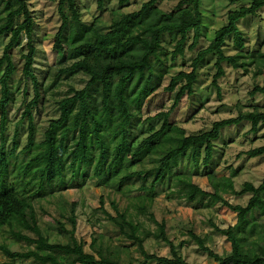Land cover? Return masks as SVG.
Masks as SVG:
<instances>
[{
	"label": "trees",
	"instance_id": "obj_1",
	"mask_svg": "<svg viewBox=\"0 0 264 264\" xmlns=\"http://www.w3.org/2000/svg\"><path fill=\"white\" fill-rule=\"evenodd\" d=\"M58 3L62 19L56 35L54 50L62 51L65 60L58 65L56 80L82 75L88 78L81 90L70 89V97L58 102L60 116L51 120L43 139L37 141V128L33 109L42 101V85L34 72L37 48L34 43L35 20L27 0H0V37L10 36V42L0 59V232H9L18 241H25L30 247L27 252H13L0 245V252L7 264L33 260L38 264H190L181 255L174 241L168 236L165 221L159 222L150 209L139 207L138 215L148 216L155 231L147 230L145 222L136 220L128 205L121 206L118 196L123 189L144 176L154 177L152 188L166 179H176V191L190 204L221 203L236 214L238 223L227 229L213 224L216 232L231 244V251L219 255L206 246L205 239L190 231L191 238L200 249L218 264H264V227L256 236L248 237L240 232L239 226L256 212L264 215V180L259 186L246 183L241 195H251L246 207L233 205L216 191L207 192L194 182V173L174 171L183 158L193 160L195 167L200 161L205 166L215 156V144L222 132L244 122L251 124V132L257 134L264 126V111L242 113L236 118L217 121L211 130L187 135L178 124L171 122L173 111L185 96L194 94L195 84L201 66L209 56H215L217 73L213 84L220 91L218 81L225 76L224 63L234 67H247L258 63L264 68V53L253 56L251 64L239 63L245 48L244 35L239 23L247 17H256L264 9V0H227L230 4L246 3L238 10L230 11L227 24L220 28L208 48L199 51L192 63V72H181L172 77L166 89L173 92L184 81L168 112L159 113L162 126L147 137L133 135L132 130L142 115V108L148 98L157 90V77L153 59L161 53L165 35L180 36L174 56L184 54V48L191 32L194 50L201 37L204 16L201 0H181L175 10L165 17L153 13L157 4L166 0H150L137 12L112 13L109 25L103 26L102 16L92 24L83 21L78 0H52ZM108 0H96L101 13L107 12ZM122 6L130 0H120ZM23 18L21 24H17ZM67 34V35H66ZM27 38L28 53L24 56V76L34 87V98L26 103L22 120L28 121L26 146L18 152L19 130L13 145L6 150V133L9 130V106L14 102L10 80L16 72L11 51L20 44L22 36ZM230 38L238 50L235 56H227L225 46ZM264 96V87L257 85L250 93ZM76 109V110H75ZM250 158L264 157V146L247 152ZM153 167V171L147 170ZM14 178L13 182L10 180ZM95 179L99 186L109 189L110 203L114 213L105 208V197H100V208L114 230L126 243L135 246L143 261H136L128 245H114L104 234L92 233L91 252L85 250L83 241L76 237L78 203L73 202L68 214L61 210L55 220L66 243L50 242L40 225L39 214L34 201L45 194L56 191L81 190L88 179ZM20 183V186L17 184ZM97 185V186H98ZM142 190H147L142 188ZM120 197L123 198L121 194ZM197 209V205L193 207ZM64 220L70 223L68 229ZM99 222V220H97ZM31 233L33 236L26 234ZM154 236L170 247L171 257H160L146 250L145 242ZM184 246L182 243L181 247ZM127 255L129 261H125Z\"/></svg>",
	"mask_w": 264,
	"mask_h": 264
},
{
	"label": "rangeland",
	"instance_id": "obj_2",
	"mask_svg": "<svg viewBox=\"0 0 264 264\" xmlns=\"http://www.w3.org/2000/svg\"><path fill=\"white\" fill-rule=\"evenodd\" d=\"M120 0H108L107 12L101 13L97 8L96 0H78L83 13V21L92 24L102 16L103 26L109 25L112 13L128 14L139 11L150 0H130L128 5L122 6ZM181 0H166L157 4L153 13L165 17L175 10ZM35 20L34 43L37 48L34 72L42 85V101L33 109V116L37 128V141L43 139L44 132L51 120L58 119L60 112L58 102L69 95L70 89L81 90L85 88L88 78L82 75L58 79L54 75L58 65L65 60L62 51H55L56 35L61 27L62 19L58 11V3L52 0H27ZM246 3L230 4L227 0H201V11L204 16L201 37L198 46L191 50L194 42V33L189 35L184 48V54L174 56L180 36L165 35L161 46V53L153 59L156 72L154 83L158 84L156 92L146 100L142 115L132 130L133 135L147 137L162 126V120L156 116L161 112H168L175 100V96L185 83L180 82L173 92L166 89L170 86L172 77L181 72H192V63L199 51L206 49L214 41L216 32L227 24L230 11L238 10ZM23 18L17 21L21 24ZM240 30L244 35L245 48L242 51L239 63L251 64L253 56L258 52L264 53V9L256 17H247L240 23ZM67 35V34H66ZM10 42V36L0 37V59L4 49ZM227 56H235L238 50L233 38L225 46ZM28 53L27 38L22 36L20 44L11 51L16 72L10 80L11 95L14 102L9 106V130L6 133V150L13 145L16 131L19 130L20 152L27 144L28 121L22 120L26 103L34 98V87L30 80L24 76V56ZM215 56H209L201 66L198 80L195 84L194 94L185 96L179 106L171 115V122L185 131L187 135L197 134L211 130L217 121L236 118L240 114L248 113L256 108L264 111V96L258 94L251 96L257 85L264 87V68L258 63L247 67H234L224 63L225 76L219 79L220 91L214 86L213 81L217 73ZM3 71L0 72V78ZM1 98V86H0ZM76 110V109H75ZM1 120V114H0ZM2 137L0 133V147ZM215 156L207 166L200 161L195 167L193 160L186 157L180 161L175 173L191 172L196 168L198 176L194 182L207 192H218L224 200L233 205L246 207L251 195H241L240 192L246 183L259 186L264 180V157L250 158L247 152L264 146V126L255 134L251 132V124L244 122L239 126L226 128L215 144ZM147 170L153 171V167ZM12 182L14 178L10 179ZM154 177L144 176L127 185L118 196L121 206L128 205L134 212L136 220L145 222V228L155 231L156 226L151 223L148 216L138 215V208L150 209L156 219L165 221L168 236L174 241L183 258L190 264H218L214 259L205 254L197 243L191 238L190 231L205 239L206 246L219 255H226L231 251L229 241L216 232L213 224L221 229H227L238 223L236 214L221 203L211 204L207 199L203 204L197 203L193 207L183 196L176 191V179H166L164 183L152 188ZM20 186V183L17 184ZM95 179H88L81 190L56 191L54 194H45L41 199L34 201L39 214L40 225L45 234H49L50 242L66 243L68 238L61 233L55 220L59 219L60 210L66 215L69 213L73 202L78 203L76 216L78 226L76 237L83 241L85 250L91 252L92 233L98 232L105 235L107 240H112L114 245H128L131 256L138 261H143L137 248L131 243L124 242L114 230L113 225L107 220L103 212H95L100 208V197H105V208L114 213L111 207L109 189L97 186ZM146 188L147 190H142ZM99 220V222H97ZM68 229L71 225L64 220ZM264 227V215L256 212L253 218L248 219L239 226L240 232L248 237L256 236ZM33 236L31 233L25 232ZM182 243L184 246L181 247ZM0 245H4L13 252H27L30 247L25 241H18L9 232H0ZM146 250L160 257H171L170 247L161 240L151 236L145 242ZM129 261L127 255L123 256ZM8 260L0 252V264H7ZM16 264H38L33 260L18 261ZM137 264V263H135ZM157 264V263H150Z\"/></svg>",
	"mask_w": 264,
	"mask_h": 264
}]
</instances>
